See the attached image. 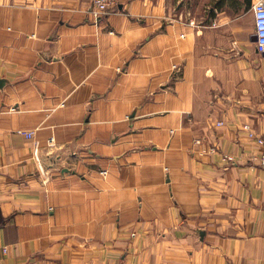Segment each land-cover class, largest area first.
<instances>
[{
	"label": "crops",
	"instance_id": "obj_1",
	"mask_svg": "<svg viewBox=\"0 0 264 264\" xmlns=\"http://www.w3.org/2000/svg\"><path fill=\"white\" fill-rule=\"evenodd\" d=\"M92 1L0 0L4 264H264L257 0Z\"/></svg>",
	"mask_w": 264,
	"mask_h": 264
},
{
	"label": "built area",
	"instance_id": "obj_2",
	"mask_svg": "<svg viewBox=\"0 0 264 264\" xmlns=\"http://www.w3.org/2000/svg\"><path fill=\"white\" fill-rule=\"evenodd\" d=\"M118 5L117 0H93L90 7V14L95 21H98L102 16L109 14ZM255 13V36H256V48L258 52L264 53V0H257L253 5ZM176 67V66H175ZM218 125H224L223 121H219ZM244 130L246 131L249 139L261 149V153L256 157V160L264 174V135L258 134L250 124H244ZM26 137H33L34 131L22 132ZM34 158L38 165V168L42 174L45 173L44 164L38 153H35ZM106 173V171H103ZM9 248L4 246L0 251V264H4L3 257L7 255Z\"/></svg>",
	"mask_w": 264,
	"mask_h": 264
}]
</instances>
